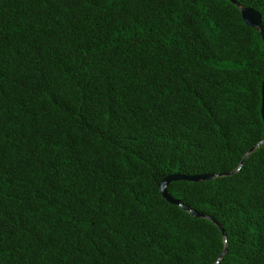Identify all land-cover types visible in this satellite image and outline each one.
Returning a JSON list of instances; mask_svg holds the SVG:
<instances>
[{"label": "trees", "instance_id": "trees-1", "mask_svg": "<svg viewBox=\"0 0 264 264\" xmlns=\"http://www.w3.org/2000/svg\"><path fill=\"white\" fill-rule=\"evenodd\" d=\"M237 5L0 0V264H264V44Z\"/></svg>", "mask_w": 264, "mask_h": 264}, {"label": "water", "instance_id": "water-1", "mask_svg": "<svg viewBox=\"0 0 264 264\" xmlns=\"http://www.w3.org/2000/svg\"><path fill=\"white\" fill-rule=\"evenodd\" d=\"M229 2H231L232 4H236L235 0H228ZM239 7V11L241 14V18L243 20V22L253 28L256 29L260 36L261 39L263 41L264 44V30H263V25H262V21H261V16L258 12H256L255 10H253L252 8L249 7H241L239 5H237ZM260 115H261V119H262V123H263V132H264V80L262 82V87H261V108H260ZM255 148V147H254ZM254 148H252L250 150L253 151ZM245 160V157L242 159L241 165L243 164ZM238 170L233 171V172H226V173H222L219 175H214V174H200V175H192V176H186V175H180V174H172L169 175L167 177H165L160 183H159V191L163 197V199H165L168 203L172 204V205H179V201L172 198L168 192H167V187L176 181H186V182H193V183H198V182H205V181H212L215 178L218 177H228L233 175L234 173H236ZM181 208L188 212L191 216L196 217V218H207L211 221H213L211 218L209 217H205L204 215L194 211V210H190L186 205H181ZM220 230L222 231V229L220 228ZM223 233V232H222Z\"/></svg>", "mask_w": 264, "mask_h": 264}]
</instances>
